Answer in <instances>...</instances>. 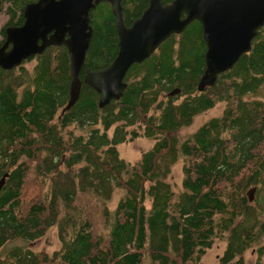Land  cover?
I'll use <instances>...</instances> for the list:
<instances>
[{
  "label": "trees",
  "instance_id": "obj_1",
  "mask_svg": "<svg viewBox=\"0 0 264 264\" xmlns=\"http://www.w3.org/2000/svg\"><path fill=\"white\" fill-rule=\"evenodd\" d=\"M30 1L0 0L6 25L21 24ZM147 5L121 0L124 23ZM89 19L80 94L69 108L64 44L26 59L30 68L0 67V264H201L216 237L226 242L220 264H245L248 249L264 264V99L255 96L264 84V24L250 49L199 89L206 44L193 19L132 63L122 95L99 106L83 76L116 55L111 3H96ZM218 102L220 113L177 134ZM139 134L152 143L130 161L119 144ZM177 161L179 188L167 179ZM53 226L59 245L51 251L15 243Z\"/></svg>",
  "mask_w": 264,
  "mask_h": 264
},
{
  "label": "water",
  "instance_id": "obj_2",
  "mask_svg": "<svg viewBox=\"0 0 264 264\" xmlns=\"http://www.w3.org/2000/svg\"><path fill=\"white\" fill-rule=\"evenodd\" d=\"M101 0H34L23 7L24 20L5 27L0 44V67L10 69L49 45L64 44L70 60L69 96L64 108L79 97L85 54L92 35L89 11ZM112 5L118 35L116 55L106 67L85 69L83 81L100 93L99 106L122 95L125 74L134 62L149 56L162 40L181 32L193 19L201 23L206 44L204 70L198 88L215 82L217 74L230 68L250 49L264 24V0H148L142 13L129 25L122 17L121 0ZM173 89L170 94L178 91ZM4 175L0 178V187ZM253 191L249 192V199Z\"/></svg>",
  "mask_w": 264,
  "mask_h": 264
},
{
  "label": "rangeland",
  "instance_id": "obj_3",
  "mask_svg": "<svg viewBox=\"0 0 264 264\" xmlns=\"http://www.w3.org/2000/svg\"><path fill=\"white\" fill-rule=\"evenodd\" d=\"M9 15L7 12H0V41L2 40V28L6 26L7 21L9 20ZM28 59V58H27ZM33 61H28L24 60L22 62V67L23 68H30L33 65ZM16 70H19L17 68ZM258 97H261L264 99V84L258 88L256 91V95ZM223 102H218L215 104L213 107L196 114L193 116L192 121L188 125H184L180 127L177 130V134L179 135H185L189 131H193L194 129L197 128V126L207 117L211 115H215L220 113V111L223 108ZM111 130V128H110ZM152 143V140L144 135H137L134 138L128 139L125 142H122L119 144V149H120V155L126 157V159L133 161L135 160L140 153L147 149ZM174 187L179 188L180 187V180H181V161H177L172 167L171 171L168 174V178ZM116 198V197H115ZM15 241V240H14ZM10 241L8 242V245L11 244ZM15 243H25L31 248L35 250H47L51 251L53 248L58 247L59 245V239L57 236V231L56 227H51L48 232L43 235L40 238L34 239V240H22V239H17ZM225 239L223 237H216L211 246L206 249L205 253L201 257V264H220L219 260V255L222 253L224 246H225ZM7 245V246H8ZM245 257V264H254V252L252 249H248L244 253Z\"/></svg>",
  "mask_w": 264,
  "mask_h": 264
},
{
  "label": "flooded vegetation",
  "instance_id": "obj_4",
  "mask_svg": "<svg viewBox=\"0 0 264 264\" xmlns=\"http://www.w3.org/2000/svg\"><path fill=\"white\" fill-rule=\"evenodd\" d=\"M6 26H7V25H6ZM6 26H5V27H6ZM5 27H3V29H4V34L2 33L3 38H2V40L0 41V44H1V43L4 41V39H5ZM29 58H30V57H29ZM29 58H28V59H29ZM26 59H27V58H26ZM24 60H25V59H24ZM24 60H23V61H24ZM23 61H22V62H23ZM21 64H22V63H21ZM19 65H20V64H19Z\"/></svg>",
  "mask_w": 264,
  "mask_h": 264
}]
</instances>
